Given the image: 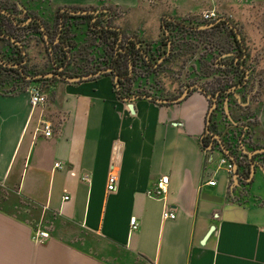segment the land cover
Wrapping results in <instances>:
<instances>
[{"label":"crops","instance_id":"obj_1","mask_svg":"<svg viewBox=\"0 0 264 264\" xmlns=\"http://www.w3.org/2000/svg\"><path fill=\"white\" fill-rule=\"evenodd\" d=\"M139 2L51 0L126 14ZM135 14L130 30L157 40L160 24L152 26L143 10ZM115 83L111 75L58 80L42 88L44 103L35 107L33 84L0 91V264H264V154L251 179L250 166L242 179L248 185L238 184L233 172L216 167L220 145H202L207 96L196 89L177 103L141 98L130 108ZM257 118L252 140L263 148L264 100ZM111 173L116 190L107 192ZM163 176L167 193L149 198ZM164 208L176 218L163 219ZM35 231L48 238L36 244Z\"/></svg>","mask_w":264,"mask_h":264},{"label":"flooded vegetation","instance_id":"obj_2","mask_svg":"<svg viewBox=\"0 0 264 264\" xmlns=\"http://www.w3.org/2000/svg\"><path fill=\"white\" fill-rule=\"evenodd\" d=\"M84 8L86 9L65 10V12H68L71 16H93L91 22L98 17H100L105 24L107 22L108 28L117 32V53L126 54L138 50L146 62H148L147 55L149 54L156 59V65H154L153 68L160 67L162 72L166 65L172 63H164L172 53V44L169 41L167 45L163 47L161 39L165 37L168 38V36L172 35V40H174L176 33L175 31L169 33L166 27L167 24L173 22L177 25L180 21L184 19L187 20V18L178 19L165 16L160 24L162 32L159 38L157 40L148 41L137 35H126L120 27L114 25L112 21L115 20L117 16L111 8L103 5H96L93 8ZM63 11L64 9H62L60 13ZM42 20L45 23L42 22ZM193 20H189L191 22L189 24L197 26H191L190 29L198 32L196 34L198 38L192 41L196 49L192 51L193 53L189 56L187 61L192 59L193 62H197V66L191 77L193 78V83L189 82L188 79L190 77L187 76L186 78L185 76L184 82H182L180 86L185 87L188 94L198 89L202 94L208 97L209 110L206 118V127L211 125L214 131L208 132V130L205 129L206 133L204 132L203 137H206V135L209 137L205 147L210 146V149H215L222 143L227 153L225 152L226 154H224L221 146V150H219L226 159H229V157H232L234 154H240L248 158L249 152L247 147L254 146L253 138H251L252 133L248 128L249 123L253 121V116L249 115V113L252 114V112H254L253 105L257 103L259 96L264 91V79L259 77L260 74L255 72V68L251 67V64H249V54L243 41L228 20L215 17L212 19H202L196 24ZM56 21L58 24L54 28L53 25L48 24L43 17L32 13H26V7L21 5L19 0H14L13 2L10 0H0V40L6 41L5 45L7 48L1 51L5 52L7 55H0V91L4 90V87H8V90H16L17 88L23 87L25 83H27V85H36L42 90V88H48V86L55 81H67V78H72L66 76L70 75L71 65H61V61H59L61 56L56 51L61 47L66 50L60 44L62 39V21L59 20V18ZM221 21L228 22L227 25L229 29H231L236 37L235 41H231L230 44L228 43L229 45L226 44L228 46L227 48L221 47L216 39H210L207 33V31ZM102 27L103 29L106 28L105 26ZM35 37H38V39L44 42L46 52L49 54L50 63L48 71L36 72L28 67L30 66L28 55V49L30 47L29 41L31 42ZM137 38L148 42L149 46L140 47L139 44H137ZM133 44L135 46L134 49L132 48ZM144 49L145 51L147 50L146 54L144 53ZM66 53L69 60L70 53L68 54L67 50ZM176 60L174 62H176ZM70 61L72 62V60ZM70 61H67L66 64ZM143 68L144 65L140 63L138 67L129 64L127 70L128 79L132 78L137 73L140 74V78H143V73L141 74ZM95 70V67H91L90 71L94 73L83 76L100 73L99 76L111 74V76L115 78V75H117L113 67L102 71L99 70L95 72ZM94 77L97 76L91 78ZM196 78H198L197 81H194ZM116 83H118V80H116ZM131 87L135 91L138 89L135 82L132 83ZM180 95H164L166 98L163 97L160 99L168 100L169 98V101H173ZM132 97L141 99L138 95L131 96L127 99ZM142 98L146 99L147 97ZM218 139H220V141H218ZM263 154L264 153L255 154L253 157L256 155L263 156ZM261 156H259L256 161L260 159ZM247 158L244 159H246L249 166H251L250 159ZM252 158L251 161L255 167L256 161L254 162Z\"/></svg>","mask_w":264,"mask_h":264},{"label":"trees","instance_id":"obj_3","mask_svg":"<svg viewBox=\"0 0 264 264\" xmlns=\"http://www.w3.org/2000/svg\"><path fill=\"white\" fill-rule=\"evenodd\" d=\"M62 9H64V11L60 13ZM76 9L85 10L86 8H79L73 6L58 7L53 18L55 21L58 20V18L62 21V39L60 44L68 51V54L70 53V59L68 60L69 57L66 56V50L62 49V47H58L59 49L56 50L57 53L61 56H59V61H61V65H71V72L70 75H66L67 77H82L83 75L92 74L94 72L90 71L91 67L96 68L95 72L113 67L118 76V83H116L115 85L117 86V93L120 98H129L134 95H138L141 98L148 96L152 97L153 99H160L163 97L166 98V96L162 94L163 90L161 88V83L158 78L159 73H162V69L160 67L153 68V66L156 65V59H154L148 54V62H146L140 52H138V50H134L126 54L117 53V32L108 28L107 22L105 24L103 20L100 19V17L91 22L93 16H71L70 14H68V12H65V10L67 11ZM189 20L190 19H184L180 21L177 25H175L173 22L167 24L166 27L169 33L175 31L176 35L174 36V40H172V35L168 36V38L165 37L161 39L163 47L166 46L167 42L169 41L172 44V53L165 60L164 63L174 62L176 59L181 57L183 58L184 56H187L189 52L194 51V49H196L195 44H193L192 41H195L198 38V36H196L198 32H195L190 28L191 26L197 25L189 24L191 23ZM42 22L44 21L42 20ZM227 24V21L219 22L216 26L207 31V33L209 34L208 37L210 39H214L215 37H217L215 35L216 32H218V34L220 32H225L227 35L230 36L231 41H235V34L232 33L231 29H229ZM102 26H105L106 28L103 29ZM137 41V44H139L140 47L149 46V43L146 41L139 40L138 38ZM132 48H135L134 44L132 45ZM4 49H7L6 45ZM1 51L2 50H0V55H7L5 52ZM144 53L146 54L147 50L145 51L144 49ZM70 60H72V62ZM67 61L70 62L66 64ZM139 63L144 65L143 71H141V74L143 73V78H140V74L137 73L135 76L128 79V65L131 64L134 67H138ZM134 82L137 84L138 87L136 91L133 90L131 87L132 83ZM26 86L27 83L23 85V88H25ZM260 103L257 106V110L255 108L253 109L254 112H252V114L247 112L249 113V115L253 116V121L250 122L248 125V128L252 133L251 138L254 137L253 135L256 133L255 130L258 126L256 112L258 113L260 109ZM206 129L208 130V132L214 131L211 125L207 126ZM208 138V135H206V137H203V147L206 146ZM258 148L262 147H247L248 152H252L254 150H257ZM240 156L242 158L239 160L238 157ZM259 156L261 155L254 156L252 160L255 162ZM232 157L234 158L233 161L237 166V172L240 177V179H238V184L241 183L244 185H248V183L243 182V180L245 181V179H247L249 176V163L246 159H244L246 157L240 154H234L232 155Z\"/></svg>","mask_w":264,"mask_h":264},{"label":"rangeland","instance_id":"obj_4","mask_svg":"<svg viewBox=\"0 0 264 264\" xmlns=\"http://www.w3.org/2000/svg\"><path fill=\"white\" fill-rule=\"evenodd\" d=\"M10 1L13 2L14 0ZM19 3L26 7V13L39 15L48 24L53 25L54 28L57 26L58 23L53 18L57 8L61 7L60 5L51 3V0H19ZM108 7L117 16L112 21L114 25L121 27L126 35H137L141 38L144 37L143 30H130V27L135 24L133 21L136 24L139 21L135 14L138 9L146 12L147 18L154 27L161 24L165 16L178 19H194L193 21L195 23L200 22L205 14L211 13L216 17L226 19L243 41L249 54V64L255 68V72L260 74L259 77L264 79V0H140L138 7L133 12L131 11L133 14H128V12L126 14L125 10L118 9L117 7L109 5ZM156 31L158 32V36L162 32L161 28ZM215 35L217 37L214 39L217 40V43L221 47L227 48L228 46L226 44L231 43L230 36L225 32H220L219 34L216 32ZM149 37L145 36L144 38L150 39ZM29 45L28 55L30 66L28 67L36 72L48 71L50 59L48 52H46L44 42L38 39V37H35L31 42L29 41ZM192 53V51L189 52L187 56H184L185 58H178L176 62H172L163 68L160 79L163 95H180L182 92L180 82H184L185 76L186 78L187 76L190 77L188 80L193 83V78L191 77L196 69L197 62H193L192 59L187 61ZM197 79L194 81H197ZM263 100L264 92L259 96L253 108L257 110L258 104L260 102L262 103Z\"/></svg>","mask_w":264,"mask_h":264},{"label":"built area","instance_id":"obj_5","mask_svg":"<svg viewBox=\"0 0 264 264\" xmlns=\"http://www.w3.org/2000/svg\"><path fill=\"white\" fill-rule=\"evenodd\" d=\"M216 16L214 14H205L203 16V19H212L215 18ZM31 94V105L32 107L41 105L44 103V94L42 93V90L36 86H30L28 88ZM42 132L45 137H50L52 135L51 131V125L48 122H43L42 123ZM240 158H242L240 156ZM216 167L217 169L223 168L225 169L230 175L233 172L234 165L231 163L228 159L225 157L221 156L217 162H216ZM84 181H88V176L84 175L82 178ZM168 184H169V179L166 176L160 177L158 180H156L151 188H149L146 191V195L149 198L160 200L164 197V195L167 193L168 190ZM206 185L209 186H214L216 184L215 180H209L205 183ZM106 190L107 192H113L116 190V175L111 173L108 178H107V183H106ZM68 197H65L64 200H67ZM162 218L163 219H170L173 220L176 218V213L172 211L171 209L164 208L162 211ZM131 230H137L138 228V223L136 218H131L129 221ZM48 238V234L45 232H40V231H35L32 235V240L37 244V243H42L44 240Z\"/></svg>","mask_w":264,"mask_h":264},{"label":"water","instance_id":"obj_6","mask_svg":"<svg viewBox=\"0 0 264 264\" xmlns=\"http://www.w3.org/2000/svg\"><path fill=\"white\" fill-rule=\"evenodd\" d=\"M0 63H1V60H0ZM100 75V73H97V74H94V75H90V76H83V77H72V78H67V81H69V82H76V81H80V80H86V79H88V78H91V77H93V76H99ZM115 79L116 80H118V76L117 75H115ZM188 95V93H187V90H185V92H183L177 99H174L173 100V102H175V103H177V102H179L180 100H182L185 96H187ZM136 99H138V97H132V98H130L127 102H129V106H130V108H132L133 106H132V102L134 101V100H136ZM146 99H148V100H150V101H153V102H157V103H167V102H170L169 100H166V99H153L152 97H147ZM218 141H220V139H218ZM220 146H221V148H222V150L224 151V152H226L227 153V151H226V149L224 148V145L222 144V143H220ZM260 153H264V148L263 149H259V150H256V151H254L253 153H250L249 154V158H250V164H251V166H250V168H251V172H250V177H249V179H247V181H249L250 179H251V176L254 174V164L252 163V161H251V158L253 157V155H255V154H260ZM230 159H231V161L234 163V161L232 160V157H229ZM233 177H235V180L237 181V183H238V179L240 178L239 177V174H238V172H237V168L236 167H234V169H233ZM214 231V227H212V228H210V230L208 231V233L206 234V236L204 237V240H206L209 236H210V234L212 233Z\"/></svg>","mask_w":264,"mask_h":264}]
</instances>
